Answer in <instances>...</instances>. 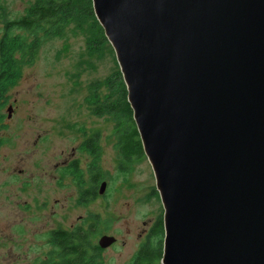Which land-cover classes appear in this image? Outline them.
Masks as SVG:
<instances>
[{
  "label": "water",
  "instance_id": "1",
  "mask_svg": "<svg viewBox=\"0 0 264 264\" xmlns=\"http://www.w3.org/2000/svg\"><path fill=\"white\" fill-rule=\"evenodd\" d=\"M91 1L161 201L160 264H264V0Z\"/></svg>",
  "mask_w": 264,
  "mask_h": 264
},
{
  "label": "rangeland",
  "instance_id": "2",
  "mask_svg": "<svg viewBox=\"0 0 264 264\" xmlns=\"http://www.w3.org/2000/svg\"><path fill=\"white\" fill-rule=\"evenodd\" d=\"M29 1L0 0V37L3 20L22 15ZM86 36L68 24L43 39L0 95V264H34L51 248L49 230L75 227L92 228L98 264H129L162 216L146 156L123 158L111 116L89 103L92 92H108L119 67L111 46L88 47ZM92 136L95 183L81 147ZM73 158L75 175L65 166ZM103 234L114 237L106 247L98 245Z\"/></svg>",
  "mask_w": 264,
  "mask_h": 264
},
{
  "label": "trees",
  "instance_id": "3",
  "mask_svg": "<svg viewBox=\"0 0 264 264\" xmlns=\"http://www.w3.org/2000/svg\"><path fill=\"white\" fill-rule=\"evenodd\" d=\"M3 32L0 37V95L14 85L19 76V69L23 62L31 61L40 42L51 36L62 34L63 27L72 24L76 29L87 33L86 43H110L106 39L103 29L97 21L91 0H30L24 13L13 19H4ZM16 29L22 30L21 33ZM108 92L98 96L92 92L91 104L97 114H108L114 121L116 148L120 155L129 159L143 156L141 142L132 110L126 98V87L118 68L107 78ZM89 100V99H87ZM96 137H87L81 147L92 156L88 167L91 178L97 182L96 161L98 146ZM76 162L67 169L75 175ZM92 168V169H91ZM92 228L75 227L70 230L52 229L47 232V239L51 248L44 257L34 264H98L96 250L98 247L91 241ZM162 216L156 218L148 237L140 244L129 264H160L162 253Z\"/></svg>",
  "mask_w": 264,
  "mask_h": 264
},
{
  "label": "flooded vegetation",
  "instance_id": "4",
  "mask_svg": "<svg viewBox=\"0 0 264 264\" xmlns=\"http://www.w3.org/2000/svg\"><path fill=\"white\" fill-rule=\"evenodd\" d=\"M9 116H10V115H6V117H9ZM76 161H77V159H74V158H73V159L69 160L68 163H67L65 166H69V167H70V166H72V163H74V162H76ZM63 167H64V166H63ZM89 173H90V171H89Z\"/></svg>",
  "mask_w": 264,
  "mask_h": 264
}]
</instances>
